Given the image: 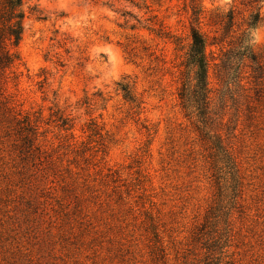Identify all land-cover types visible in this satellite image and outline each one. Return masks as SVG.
<instances>
[{
    "label": "rangeland",
    "instance_id": "374dc122",
    "mask_svg": "<svg viewBox=\"0 0 264 264\" xmlns=\"http://www.w3.org/2000/svg\"><path fill=\"white\" fill-rule=\"evenodd\" d=\"M240 1L201 0L209 44L230 10L233 30L243 28ZM21 2L17 79L7 74L5 94L16 120L34 122L37 150L24 151L22 126L0 103V264H196L191 238L213 185L179 105L181 53L156 35L186 47L187 1ZM260 13L252 49L264 72V2ZM227 43L205 50L213 99ZM240 79L220 128L242 183L230 252L232 264H264V79L256 86L246 66Z\"/></svg>",
    "mask_w": 264,
    "mask_h": 264
},
{
    "label": "trees",
    "instance_id": "16d2710c",
    "mask_svg": "<svg viewBox=\"0 0 264 264\" xmlns=\"http://www.w3.org/2000/svg\"><path fill=\"white\" fill-rule=\"evenodd\" d=\"M186 1L189 13L186 47L179 39L161 29H158L156 35L173 39L175 50L181 53L180 85L177 91L179 105L206 152L213 185L211 203L202 223L192 234L191 250L202 251L196 264H232L230 252L233 238L232 217L235 213H240L242 183L227 137L223 138L220 128L227 103L237 100L234 94L237 89L242 90L241 68L246 66L250 69L251 78L256 86H260L264 79L263 68L252 49V30L262 21L260 10L264 0H241L239 4L242 6V12L246 14L242 21L243 28L233 30L236 25L235 13L234 10H230L221 22L220 39L213 38L210 44L199 28L201 0ZM32 11L37 13L36 10ZM23 18L21 0H0V103L22 126L19 136L24 151L34 152L37 150V147L34 149L33 146L36 138V127L32 124L34 122L25 116L21 120H16L19 113L10 106V97L5 94V83L9 78L7 74H12L11 78L17 79L13 68L20 61L16 48L23 32ZM227 38V48L221 52L218 62L214 64V77L220 88L217 97L213 99L208 86L209 58L205 50L208 45L218 44L219 40ZM117 90L125 101L138 107L139 103L128 83L117 84ZM230 130L233 131L234 128ZM187 256L183 258L185 262Z\"/></svg>",
    "mask_w": 264,
    "mask_h": 264
}]
</instances>
